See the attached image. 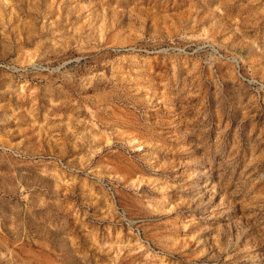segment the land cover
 <instances>
[{"label":"rangeland","instance_id":"1","mask_svg":"<svg viewBox=\"0 0 264 264\" xmlns=\"http://www.w3.org/2000/svg\"><path fill=\"white\" fill-rule=\"evenodd\" d=\"M0 264H264V0H0Z\"/></svg>","mask_w":264,"mask_h":264}]
</instances>
